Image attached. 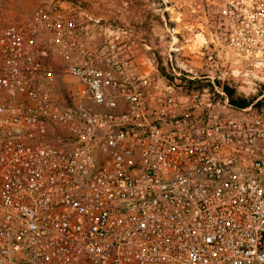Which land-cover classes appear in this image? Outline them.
Instances as JSON below:
<instances>
[{"label":"built area","instance_id":"built-area-1","mask_svg":"<svg viewBox=\"0 0 264 264\" xmlns=\"http://www.w3.org/2000/svg\"><path fill=\"white\" fill-rule=\"evenodd\" d=\"M79 13L0 25V264H264V0L222 9L234 66L164 75Z\"/></svg>","mask_w":264,"mask_h":264},{"label":"rangeland","instance_id":"rangeland-1","mask_svg":"<svg viewBox=\"0 0 264 264\" xmlns=\"http://www.w3.org/2000/svg\"><path fill=\"white\" fill-rule=\"evenodd\" d=\"M53 1L80 10L92 42L122 45L135 74L199 68L209 56L234 66L222 15L228 0H0V25H24Z\"/></svg>","mask_w":264,"mask_h":264},{"label":"trees","instance_id":"trees-1","mask_svg":"<svg viewBox=\"0 0 264 264\" xmlns=\"http://www.w3.org/2000/svg\"><path fill=\"white\" fill-rule=\"evenodd\" d=\"M225 89L228 92V95H229L231 101L234 104H236V105H239V106H247V105H249L253 101V98H250L249 99V98H241V97L235 96L234 95V92H235L234 89L229 88L228 86H225Z\"/></svg>","mask_w":264,"mask_h":264}]
</instances>
